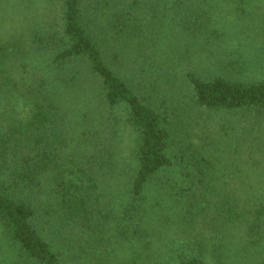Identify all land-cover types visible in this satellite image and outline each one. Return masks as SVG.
<instances>
[{"label": "trees", "instance_id": "16d2710c", "mask_svg": "<svg viewBox=\"0 0 264 264\" xmlns=\"http://www.w3.org/2000/svg\"><path fill=\"white\" fill-rule=\"evenodd\" d=\"M216 1L61 0L54 23L0 0V264H224L257 244L264 202L220 181L225 140L177 139L185 106L264 118V79L189 66L220 38ZM256 1L234 0L233 36H263Z\"/></svg>", "mask_w": 264, "mask_h": 264}, {"label": "rangeland", "instance_id": "374dc122", "mask_svg": "<svg viewBox=\"0 0 264 264\" xmlns=\"http://www.w3.org/2000/svg\"><path fill=\"white\" fill-rule=\"evenodd\" d=\"M216 2L220 6L217 13L222 17V22L218 25L219 31H217L220 33V38L216 39L217 42L215 44L207 47V51L202 56L195 54L194 50H192L191 54L193 55L188 60L189 66H194L195 69L198 68V72L208 75L223 74L240 80L264 79V34L262 36L258 30L247 34L243 32V29H239L238 34L236 33L233 36L231 27L241 23L239 21V12L236 14L231 11L235 2L234 0H219ZM256 2V7L250 10L252 15L260 14L261 16L262 14V17H264V0H257ZM60 3L61 0H33V6L26 11L27 16L29 15V19L31 18L32 21L40 22L50 19L52 22L54 21L55 23L57 21L58 23V18L54 20L53 17L56 18L60 15ZM47 9L49 10V16L45 15ZM235 18L239 19L237 24L231 22V19L234 20ZM228 33L233 36L231 39L228 37ZM217 34H215V37ZM228 38L230 40H227ZM230 60H236V68L229 69L227 67L226 63ZM185 108L186 117L181 113V110L177 111L179 108L176 110L178 118L175 126L179 130L177 139L181 141L190 138V140L198 144H201L202 140H206V146L210 152L214 149L211 147V139L215 140L217 137L224 139L225 141L220 144L222 149L216 151L217 155L215 158V162L221 159L217 163V176H220V181L230 185V187L236 186V191L239 192V195L241 194L242 201L244 200L243 198L248 199L249 197L251 199L248 200L250 206L257 201L256 199H261L264 202V118L258 122L250 119L237 122L239 118L237 113L210 114L193 107L185 106ZM222 125H225L229 131H221ZM222 129L224 130V128ZM187 136L188 138H186ZM235 140L238 142V146L233 150L232 147ZM130 143V136L126 133V136L123 137L124 153L128 150ZM236 155L241 157L238 158ZM238 169L241 170L240 173H237ZM229 179H232L231 183H229ZM99 180L98 190L100 195H102L103 201L106 202L107 193H109L107 191V177L102 175ZM239 232L237 228H234L233 237L237 239L235 242H239L237 237V235L240 236ZM258 235L259 239L254 247L251 244L252 239L243 235L240 244L237 243L232 251L233 253H231L237 262L233 263L230 259H227L228 262L224 264H252L258 258L261 259L264 256V223H261L259 234L253 239H256ZM245 242L249 244L247 251L242 249ZM209 262L214 263L213 259H209Z\"/></svg>", "mask_w": 264, "mask_h": 264}]
</instances>
